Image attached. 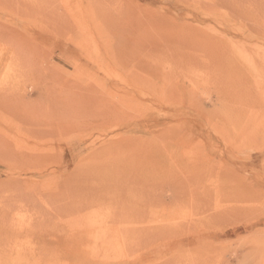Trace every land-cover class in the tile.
<instances>
[{
  "label": "rangeland",
  "instance_id": "374dc122",
  "mask_svg": "<svg viewBox=\"0 0 264 264\" xmlns=\"http://www.w3.org/2000/svg\"><path fill=\"white\" fill-rule=\"evenodd\" d=\"M34 1L0 0V163L21 173L47 170L44 179L27 177L47 182L52 195L41 264H264V0ZM165 131L174 137L166 149L183 162L179 170L187 165L179 174L188 179L175 188L186 191V202L163 209L145 205V189L139 194L127 181L140 168L151 173L145 143ZM114 139L122 147L88 156ZM153 170L159 181V162ZM93 171L112 178L107 192L88 189ZM58 190L90 202L62 210ZM94 191L126 196L128 204L99 209ZM17 209L5 211L4 222H28ZM154 224L178 231L155 233ZM14 233H0V264H20L8 260L11 252L39 243V234Z\"/></svg>",
  "mask_w": 264,
  "mask_h": 264
},
{
  "label": "bare ground",
  "instance_id": "6f19581e",
  "mask_svg": "<svg viewBox=\"0 0 264 264\" xmlns=\"http://www.w3.org/2000/svg\"><path fill=\"white\" fill-rule=\"evenodd\" d=\"M37 0H35L34 1V3H37L36 2ZM48 1V0H47ZM51 1V0H50ZM56 1V0H55ZM67 1V0H66ZM40 2H42V1H40ZM49 2V1H48ZM64 2V1H63ZM220 2H222V1H220ZM13 3V2H12ZM39 4V3H38ZM48 4V3H47ZM63 4V3H62ZM40 5H41V3H40ZM43 5V4H42ZM41 5V6H42ZM37 6V5H36ZM14 7H16V6H14ZM26 7V6H25ZM39 7V6H38ZM69 7V6H68ZM60 9V8H59ZM27 10V9H26ZM39 11H40V9H39ZM36 12V11H35ZM68 12V11H67ZM264 15V14H263ZM45 16H46V14H45ZM53 18H54V15H53ZM60 18V17H59ZM5 36V35H4ZM4 57V56H3ZM18 57V56H17ZM26 58V57H25ZM15 59V58H14ZM17 59V58H16ZM43 59V58H42ZM18 60H20V59H18ZM8 61V60H7ZM20 62V61H19ZM15 65V64H14ZM18 65H20V64H18ZM24 65V64H23ZM22 65V66H23ZM21 66V67H22ZM19 67V66H18ZM17 67V68H18ZM136 67V66H135ZM159 67V66H158ZM164 69V68H163ZM7 70V69H6ZM26 70V69H25ZM158 70V69H157ZM36 81V80H35ZM26 84V83H25ZM11 87V89H12V86H10ZM9 88V87H8ZM12 90H14V88L12 89ZM9 91H10V88H9V90H7V93H9ZM25 91V90H24ZM96 92V91H95ZM6 93V94H7ZM0 94H1V92H0ZM3 94V93H2ZM5 94V93H4ZM8 95V94H7ZM7 95L5 96V97H7ZM89 99H91V98H89ZM94 99V98H93ZM3 100V99H2ZM4 101V100H3ZM93 101V100H92ZM6 103V102H5ZM90 104V103H89ZM92 105V104H91ZM5 106H6V104H5ZM96 112H98V111H96ZM1 116V115H0ZM4 119V118H3ZM4 120H6V119H4ZM95 120H96V118H95ZM95 120H90V121H95ZM103 121V120H102ZM86 124H88V123H86ZM92 126V125H91ZM105 126V125H104ZM103 126V127H104ZM165 128V127H164ZM174 128V127H173ZM167 130V129H166ZM170 130V129H169ZM172 131V130H171ZM109 133V132H108ZM168 133V131H165V132H163L162 134L161 133H159L158 134V136L160 137L159 139H161V142H162V144H161V146H158L159 144L158 143H160V142H158L159 141V139L157 140V141H154V140H156L155 138L154 139H152L150 142H147V143H145V144H147V146L149 147V146H151V153H148V156H147V154L144 156L146 159V161H147V159L149 160V165L147 164H143V166H145L146 168H147V171H148V169L150 170V172L152 173V171H151V169L153 170V168L155 169V164L156 163H158L159 162V167H160V172L158 173L159 174V181H158V177L157 176H155L154 174L156 173L155 172V170H153V175L151 174V173H149V171H148V173H147V171H146V173L147 174H144V175H148L147 176V178L145 177V178H143L142 176H144L141 172H142V169L144 168H140V173L142 174V175H139L140 173H139V170L137 171L138 172V175H136V173L137 172H135V175H133L131 178H130V180H129V178H128V183L129 184H132L133 186H135V188H137L136 190H138L139 191V194L142 192V190H143V188L145 189V192L143 191L141 194H142V196L141 197H143V201L145 202V205L146 204H153V206L155 205L154 203H156V204H159V206L160 207H162L163 209L164 208H167V206H172V208L174 207L172 204H177L178 202H181V201H183V202H186V201H184V200H182V199H180V198H183L185 195H186V191L184 192V191H182V192H179V191H177V190H175V188L176 187H178L180 184H181V182L182 183H184L185 182V180H186V177L187 176H185L184 175V173H185V171H187L188 169H186L185 170V168H188L187 167V163L185 164L184 163V166L186 165V167L184 168V169H180L179 170V164L180 163H182L183 164V162L181 161L180 163H179V161H178V159H176V156H177V153H175L174 152V148H173V152L176 154V156H174V153L173 152H171V153H173L172 155H171V153H169V151L166 149L167 147L168 148H171L172 147V141L174 140V137H173V140H171L170 139V137L169 136H167V135H169V134H167ZM172 134V133H171ZM158 136H157V138H158ZM167 136V138L169 137V141H170V143L168 144V145H166L165 144V141L167 142V140L168 139H166V140H164L165 139V137ZM187 136V135H186ZM93 137V136H92ZM183 137V136H182ZM181 136H180V140H183V138H182ZM105 138V137H104ZM113 138V137H112ZM117 138H118V136H117ZM116 138V136H115V139H117ZM123 138V137H122ZM121 138V139H122ZM114 139V140H115ZM110 140L111 139H108L107 140V142H110ZM113 140V141H114ZM118 140V139H117ZM141 141H142V139H140ZM116 141V140H115ZM122 141H123V144H126L125 142L126 141H124L123 139H122ZM137 141V140H136ZM139 141V140H138ZM148 141V140H147ZM179 141V140H178ZM95 142V141H94ZM94 142H92L91 141V144H93V145H91V144H89L91 147L92 146H94L95 145V143ZM140 142V141H139ZM154 142L156 143V144H158V145H156V144H154ZM186 142H187V140H186ZM185 142V143H186ZM121 143V142H120ZM120 143H118L117 141L113 144V143H101L99 146H94L95 147V149H94V151H91V152H89L88 153V156H91L92 154H93V152H98V150H100V151H102L103 149L105 150H109V148H110V146H112L111 148H112V150H113V148L114 147H116V144H118V146L117 147H122V146H120L119 144ZM128 143V142H127ZM168 143V142H167ZM184 143V144H185ZM178 144V143H177ZM176 144V145H177ZM181 144V143H180ZM132 145V144H131ZM142 145V144H141ZM140 145V146H141ZM154 145V146H153ZM169 145H171L170 147H169ZM186 145V144H185ZM134 145H132V147H133ZM139 146V145H138ZM156 146L157 147H162V150H161V148H156ZM167 146V147H166ZM174 146V145H173ZM127 147V146H126ZM131 147V148H132ZM142 147V146H141ZM140 147V148H141ZM187 147V146H186ZM177 148H179L178 146H177ZM135 149V148H134ZM133 149V150H134ZM145 149V148H144ZM128 150V149H127ZM132 150V151H133ZM138 150V148H136V150L135 151H137ZM160 150H161V152H160ZM179 150V149H178ZM177 150V151H178ZM109 151H111V150H109ZM129 151V150H128ZM141 151V150H140ZM139 151V152H140ZM163 151V152H162ZM148 152H149V150H148ZM181 152H182V150H181ZM180 152V153H181ZM183 152H184V150H183ZM112 153V152H111ZM124 153V152H123ZM142 153H143V151H142ZM202 153V152H201ZM91 154V155H90ZM126 154V153H125ZM124 154V155H125ZM136 154V153H135ZM138 154V153H137ZM144 154V153H143ZM127 155V154H126ZM129 155V154H128ZM191 155V154H190ZM204 155V154H203ZM130 156V155H129ZM132 156V155H131ZM172 156H174V157H172ZM118 157V156H117ZM139 157V156H138ZM141 157V156H140ZM198 157V156H197ZM136 158V157H135ZM125 159V158H124ZM123 159V160H124ZM130 159V158H129ZM140 159V158H139ZM152 159V160H151ZM131 160V159H130ZM134 160V159H133ZM144 160V161H145ZM180 160V159H179ZM106 161V160H105ZM125 161H128V160H125ZM132 161V160H131ZM136 161V160H135ZM138 161H140V160H138ZM89 162V161H88ZM129 162V161H128ZM148 162V161H147ZM87 163V162H86ZM130 163V162H129ZM132 163V162H131ZM143 163H145V162H143ZM101 164V163H100ZM103 164H104V162H103ZM141 164V163H140ZM90 165V164H89ZM96 165V164H95ZM126 165V164H125ZM136 165V164H135ZM158 165V164H157ZM93 166V165H92ZM103 166V165H102ZM137 166V165H136ZM140 166H142V165H140ZM148 166H150V167H148ZM189 166V165H188ZM190 166H191V164H190ZM213 166V165H212ZM2 167H4V168H2ZM7 167V166H6ZM4 165H2L1 163H0V177L3 175L4 177H5V179H3L2 181H0V224L2 225V226H0V233H1V235L2 234H6V233H9V232H12V233H14V232H19V233H22V234H25L26 236L27 235H34V234H39L38 236V241H39V243H38V245H34V246H29V247H26V249L25 250H20V252H19V250H17V254H16V256L14 257V256H11L12 255V252H11V250H13V248L14 247H12V248H10V245H4V244H2V245H4L5 247H8V248H10V252H11V254H10V252L7 250V252L10 254V258H8V260H11V261H15L14 263H20V264H41V262L42 261H44V260H47L46 258L49 256V247H50V242H49V239H50V233H51V231H50V229H49V226H50V224H49V222H50V219H51V210H52V208H50L51 206H50V202H51V194H50V192H49V189H48V184H46L45 183V181L43 180V181H40V180H38V179H29V178H27L28 177V175L32 172V173H37L38 175H39V178L40 179H42L43 177H44V174L46 173V169H44V170H42V171H39V172H35L34 170H32V169H30V168H26V169H24L23 170V172L21 173V172H16V171H13L12 169H10V167L8 168H6ZM78 167V165L75 167V168H77ZM95 166H93V168H94ZM131 167V166H130ZM135 167V166H134ZM158 167V166H157ZM192 167V166H191ZM200 167V166H199ZM211 167V166H210ZM75 168H73V170L75 171V170H77V169H75ZM84 168V167H83ZM100 168V167H99ZM145 168V169H146ZM204 167H203V164H202V169H203ZM206 168H207V166H206ZM205 168V169H206ZM131 169V168H130ZM135 169V168H134ZM144 169V170H145ZM198 169V168H197ZM196 169V170H197ZM208 169V168H207ZM213 169V168H212ZM211 169V170H212ZM79 170V169H78ZM90 170H94V169H90ZM103 170V169H102ZM183 170H185L184 171V173H183V175H181V174H179V173H181V171L183 172ZM209 170V169H208ZM43 171H45V172H43ZM84 171V170H83ZM87 171V170H86ZM88 171H89V169H88ZM179 171V172H178ZM190 171V170H189ZM192 171H193V169H192ZM205 171V170H204ZM82 172V171H81ZM80 172V173H81ZM90 172V171H89ZM92 172V171H91ZM96 172V171H95ZM99 172H101V170H99ZM118 172V171H117ZM191 172V171H190ZM189 172V173H190ZM208 172V171H207ZM75 173V172H74ZM93 173H94V171H93ZM125 173H126V171H125ZM189 173H187V175L189 174ZM194 172H192V174H193ZM206 173V172H205ZM77 174V173H76ZM82 174H84L83 172L80 174V175H82ZM90 174V173H89ZM113 174V173H112ZM151 174V175H150ZM157 174V175H158ZM191 174V173H190ZM189 174V175H190ZM21 175H23V177H21ZM72 175H73V173H72ZM188 175V176H189ZM194 175V174H193ZM193 175H192V177H193ZM200 175H201V173H200ZM74 176H76V175H74ZM78 176V175H77ZM85 176V175H84ZM83 175H82V177L87 181V179L84 177ZM125 176V175H124ZM181 176H183V178H182V181H180V178H181ZM70 177V176H69ZM79 178H78V180L80 179V176H78ZM81 177V178H82ZM86 177H88L89 178V184L87 183H85L82 179H80L81 181L80 182H82L83 181V183H85L87 186H88V189L89 190H92V188L93 187H95V186H97L98 187V189H97V187H96V190H98V192H102V190H104V189H106L105 190V192H107V190L109 189H107V187H105V185L107 186L108 184V182L107 181H109V182H113V180H112V178L111 177H107V178H103L104 177V174H103V177L99 174L98 175V173H97V175H96V173H94V175H89V176H86ZM142 177V178H141ZM194 177H195V175H194ZM196 177H197V175H196ZM202 177V176H201ZM206 177V176H205ZM76 178V177H75ZM75 178H73V181H75L74 179ZM109 178V179H108ZM118 179H119V177H117ZM155 178H157V179H155ZM189 178H191V175L189 176ZM199 178V177H198ZM211 178V177H210ZM44 179V178H43ZM46 179V178H45ZM71 179V178H70ZM115 179V178H114ZM122 179H124V180H126L125 178H123V176L121 177V180ZM155 179V180H154ZM185 179V180H184ZM187 179H188V177H187ZM194 179V178H193ZM224 179V178H223ZM76 180H77V178H76ZM124 180H122L121 182H123ZM190 180V179H189ZM192 180V179H191ZM190 180V181H191ZM196 180H197V178H196ZM202 180H203V178H202ZM210 180V179H209ZM21 181H23L22 183H21ZM200 181V180H199ZM77 182V181H76ZM107 182V183H106ZM180 184H179V183ZM186 182H187V180H186ZM194 182L195 181H193L192 180V184H194ZM214 182V181H213ZM18 183H21L19 186H18ZM83 183H77V184H83ZM190 183V182H189ZM189 183H187V186H188V184ZM198 183V182H197ZM205 183V182H204ZM216 183H217V181H216ZM64 184V183H63ZM66 184H75V183H73V182H71L70 180H69V178H67V180H66V182H65V185ZM124 184H125V182H124ZM128 184V186H130ZM179 184V185H178ZM192 184H190V185H192ZM203 184V183H202ZM206 184V183H205ZM218 184V183H217ZM48 185V186H47ZM113 185V184H112ZM189 185V186H190ZM82 186V185H81ZM124 185L123 184H119L118 182H116V184H114V188H116L117 189V191L120 193V191H121V189H122V187H123ZM126 186V185H125ZM192 186H194V185H192ZM205 186V185H204ZM216 186V185H215ZM220 186V185H219ZM77 187V188H76ZM104 187V188H103ZM159 187V189L161 190V191H163V193L161 192V194H163V195H161L160 194V192H159V194H160V196L158 195V194H156L155 193V189H157V188ZM181 187H182V184H181ZM183 187H185V185L183 186ZM198 187V186H197ZM196 187V188H197ZM201 187H203V186H201ZM213 187V186H212ZM75 188L76 189H78V186H76V184H75ZM80 188H82L81 190H84V189H86V187L84 186V189H83V186L82 187H80L79 186V189ZM125 188V187H124ZM123 188V189H124ZM127 188V187H126ZM131 188V187H130ZM132 188H134V187H132ZM134 188V189H135ZM189 188V187H188ZM191 188V187H190ZM204 188V187H203ZM217 188V187H216ZM68 191H69V185H68ZM75 189V190H76ZM159 189H158V191H159ZM193 189V188H192ZM74 189H72L71 191L73 192V191H75ZM93 190H94V188H93ZM113 190V189H112ZM112 190H111V192H112ZM126 190V189H125ZM135 190V191H136ZM181 190H183V188L181 189ZM180 190V191H181ZM185 190H186V188H185ZM197 190V189H196ZM219 190V189H218ZM59 191V190H58ZM57 191V192H58ZM116 191V192H117ZM126 191H128V190H126ZM170 192L169 194H165L166 192ZM216 191V190H215ZM215 191H214V193H215ZM56 191L54 192V193H57ZM60 192V191H59ZM70 192V191H69ZM76 192V191H75ZM81 192V191H80ZM84 192H85V190H84ZM90 192H92V191H90ZM96 192L97 191H94V193L92 194V196L94 195V197H93V199H92V206H97L99 209H100V207H109V208H111L112 210H114L115 211V209H120V208H123V207H125V205H127L128 204V200H127V198H125V197H122V196H116V197H111L110 195H111V193L109 192V196L110 197H104L103 196V194H100V195H98V193L96 194ZM188 193H190L189 191H187ZM53 193V192H52ZM77 193V192H76ZM103 193H104V191H103ZM121 193H122V191H121ZM120 193V194H121ZM123 193H124V190H123ZM134 193V192H133ZM156 195H154V194ZM196 193V192H195ZM198 193V192H197ZM196 193V195H198ZM128 194H129V192H128ZM136 194V193H135ZM217 194V193H216ZM56 196H57V194H55ZM106 195H107V193H106ZM118 195V194H117ZM123 195V194H122ZM124 195H127V194H125L124 193ZM123 195V196H124ZM133 195V194H132ZM192 195V194H191ZM190 195V196H191ZM215 195V194H214ZM55 196V197H56ZM86 196H88V195H86ZM128 196V195H127ZM153 196V197H152ZM178 196V197H177ZM193 196V195H192ZM202 196H204V195H202ZM210 196V195H209ZM218 197H219V194L217 195ZM141 197H139V199L141 198ZM198 197V196H197ZM197 197H196V200H197ZM201 197V196H200ZM207 197V196H206ZM218 197H217V199H218ZM54 198V197H53ZM57 199H59L60 200V204H57L58 205V207L59 208H63V209H70V208H73V210H74V206L75 205H81V204H86V202L85 201H87V202H90L89 201V198L88 197H84V195L83 194H77L76 196H69V195H67V194H65V193H63V192H60V196H59V198H58V196L56 197ZM131 198H132V196H131ZM165 198V199H164ZM180 200H179V199ZM192 198H194V196L192 197ZM221 198V197H220ZM56 199V200H57ZM88 199V200H87ZM195 199V198H194ZM200 199V198H199ZM202 199V198H201ZM91 200V199H90ZM179 200V201H178ZM193 200V199H192ZM194 202H195V200H193ZM199 201L200 200H197V202L199 203ZM203 201H205V200H203ZM210 201V200H209ZM53 202V201H52ZM57 202V201H56ZM202 202V201H201ZM200 202V203H201ZM207 202V201H206ZM140 203H142V201H140ZM203 204H204V202H202ZM202 203H201V205H202ZM56 204V203H55ZM91 204V203H90ZM179 204V203H178ZM184 204H186V203H184ZM209 204H210V202H209ZM113 205H115L116 207H115V209H113L111 206H113ZM131 205L132 206H134L133 205V203H131ZM137 205V204H136ZM140 205H142V204H139V206ZM222 205V204H221ZM55 206V205H54ZM62 206V207H61ZM84 206V205H83ZM129 206V205H128ZM177 206V205H176ZM212 206V205H211ZM219 206V205H218ZM13 207H17V208H19V209H22L21 211H25V213L26 212H28L27 213V215L28 216H26L27 217V221L28 222H25L24 220H23V222H24V224H23V222H21V224H19V223H17V222H19V221H17V220H12V221H7V222H4L5 220H4V213H5V211H8V210H10V209H12ZM96 207V208H97ZM158 207V206H157ZM58 208V209H59ZM81 208V207H80ZM95 208V207H94ZM155 208V207H154ZM159 208V207H158ZM190 208V207H189ZM193 208V207H192ZM198 208H200L201 209V207H199L198 206ZM19 209H17L18 211H19ZM62 209V210H63ZM92 209V208H91ZM156 209V208H155ZM183 209V208H182ZM195 209V208H194ZM54 210H55V208H54ZM92 210H94V209H92ZM96 210V209H95ZM126 210H128V209H126ZM176 210V209H175ZM191 210V209H190ZM195 210H197V208L195 209ZM17 211V212H18ZM23 211V212H24ZM121 211H123V210H121ZM121 211H119L121 214L120 215H122L123 216V214H124V212L122 213ZM155 211V210H154ZM161 211V210H160ZM177 211H178V209H177ZM192 211V210H191ZM206 211V210H205ZM204 211V212H205ZM10 211H8V213H9ZM56 212V211H55ZM69 212V211H68ZM71 212H72V210H71ZM70 212V213H71ZM74 212V211H73ZM72 212V213H73ZM126 212H128V211H126ZM130 212V211H129ZM128 212V213H129ZM131 212H134V210L133 211H131ZM136 212V211H135ZM150 212V211H149ZM200 212H202V211H200ZM212 212V211H211ZM22 213V212H21ZM63 213V212H62ZM65 213V212H64ZM151 213V212H150ZM149 213V214H150ZM171 213V212H170ZM181 213V212H180ZM193 213V212H192ZM68 214V213H67ZM154 214V213H153ZM172 214V213H171ZM171 214H170V216H171ZM177 214V213H176ZM210 214V213H209ZM219 214V213H218ZM74 215V214H73ZM180 215V214H179ZM220 215V214H219ZM54 216V215H53ZM156 216V215H155ZM221 216V215H220ZM84 217V216H83ZM124 217V216H123ZM214 217V216H213ZM219 217V216H218ZM2 218V219H1ZM5 218H6V216H5ZM69 218V217H68ZM71 218V217H70ZM119 218V217H118ZM142 218V217H141ZM153 219V218H152ZM192 219V218H191ZM3 220V221H2ZM16 221V222H15ZM111 221V220H110ZM120 221V220H119ZM95 222V221H94ZM85 223V222H84ZM103 223V222H102ZM121 223V222H120ZM189 223V222H188ZM211 223V222H210ZM99 224V223H98ZM174 224V223H173ZM176 224V223H175ZM175 224H174V226H175ZM180 224V223H179ZM83 225V224H82ZM93 225V224H92ZM134 225V224H133ZM155 225V224H154ZM153 225V226H154ZM158 226L160 225V227L161 228H159L158 230L156 229V228H158V226L156 227V225H155V231H157V232H155L154 230H152V232H153V234H154V232L155 233H161V234H164L165 233V231H166V229L168 230V228H164V226H162V224H157ZM166 225V224H165ZM94 226V225H93ZM115 226V225H114ZM151 226V225H150ZM173 226V225H172ZM171 226V228L173 229L174 227H172ZM177 226V225H176ZM175 226V227H176ZM92 227V226H91ZM95 227H97V225L95 226ZM90 227H88V229H89ZM98 228V227H97ZM144 228H146V227H144ZM149 229H151V227H148ZM170 228V230L172 231V229ZM181 228V227H180ZM90 229H94L93 227L92 228H90ZM147 229V228H146ZM149 229L146 231V233L148 234V232H149ZM176 228H174L173 230H175ZM206 229V228H205ZM85 230V229H84ZM141 228H139V229H137V231L140 233L141 231ZM170 230H168V233H170L169 231ZM177 230V229H176ZM178 231V230H177ZM191 231V230H190ZM142 232H144V230H143V228H142ZM174 232V231H173ZM126 233H128V231L126 232ZM150 233V232H149ZM11 234V233H10ZM9 234V235H10ZM15 235H16V233H14ZM18 234V233H17ZM119 234V233H118ZM146 234V235H147ZM19 235V234H18ZM25 235H23V236H25ZM88 235V234H87ZM99 235V234H98ZM120 235V234H119ZM140 235V234H139ZM145 235V234H144ZM151 235V234H150ZM17 236V235H16ZM22 236V237H23ZM34 236H37V235H34ZM125 236V235H124ZM135 236V235H134ZM141 236V235H140ZM153 236V235H152ZM21 237V236H20ZM139 237V236H138ZM146 237V236H145ZM157 237V236H156ZM1 238V237H0ZM3 238V237H2ZM114 238V237H113ZM125 238V237H124ZM132 238V237H131ZM80 239V238H79ZM96 240L97 241H99L97 238H96ZM96 240H94V242H96ZM2 241V240H1ZM3 242V241H2ZM5 242H7V241H5ZM79 242H80V240H79ZM100 242V241H99ZM4 243V242H3ZM8 243V242H7ZM132 243V242H131ZM100 244V243H99ZM130 245H133V243L132 244H130ZM135 245H136V243H135ZM134 245V246H135ZM3 246V250L5 251L6 249H5V247ZM68 246V245H67ZM73 246V245H72ZM120 246V245H119ZM25 246H23V248H24ZM65 247H66V245H65ZM105 247V246H104ZM126 247V246H125ZM66 248H68V247H66ZM137 248V247H136ZM2 249V248H1ZM0 249V256H1V250ZM16 249V248H15ZM65 248H63V250H64ZM72 249L73 248H68V249H66L67 251H66V253H72L73 251H72ZM129 249V248H128ZM132 249V248H131ZM135 249V248H134ZM133 249V250H134ZM74 250V249H73ZM130 251V250H129ZM138 251V250H137ZM15 252V251H14ZM5 253H6V251H5ZM133 254V253H132ZM69 255V254H68ZM94 255H96V254H94ZM6 256H7V254H6ZM2 257H3V255H2ZM1 258V257H0ZM4 258V257H3ZM7 263V262H6ZM13 263V262H12Z\"/></svg>",
  "mask_w": 264,
  "mask_h": 264
}]
</instances>
